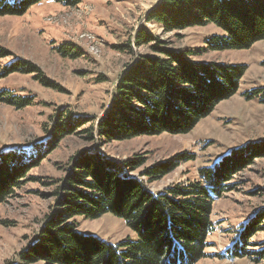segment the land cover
Segmentation results:
<instances>
[{"label": "trees", "instance_id": "1", "mask_svg": "<svg viewBox=\"0 0 264 264\" xmlns=\"http://www.w3.org/2000/svg\"><path fill=\"white\" fill-rule=\"evenodd\" d=\"M40 0H0V16L21 15ZM75 6L81 0H53ZM146 22L157 23L165 33L189 27L213 25L220 32L205 40L212 51L244 50L264 39V0H159L147 12ZM152 41V54L128 63L119 74L109 108L93 125V119L61 113L52 124L45 144L0 150V203L13 195L26 177L64 136L93 132L103 142L125 141L142 135L187 134L220 102L234 96L246 71L245 64L204 61L194 53L166 46L154 35L141 31L137 45ZM62 56H80L79 49L61 44ZM8 53L0 49V57ZM38 73L30 62L13 60L2 67L3 75ZM41 84H53L39 77ZM258 90H253L255 94ZM0 99L16 108L30 104L27 97L5 95ZM248 98L250 97L246 94ZM264 158V141L231 148L212 165L199 168L197 177L173 183L161 191L146 183L161 180L191 153L146 164L145 157L116 162L80 150L70 157L65 173L53 191L54 204L34 239L8 264H195L206 257L207 238L213 232L214 201L230 190L232 178ZM138 170V176L131 172ZM140 177H143V181ZM25 180V181H24ZM105 213L123 220L133 237L117 242L102 240L78 230L76 217L95 219ZM264 231V209L256 210L235 231L227 253L231 257L255 255L252 238ZM252 254V255H251Z\"/></svg>", "mask_w": 264, "mask_h": 264}, {"label": "rangeland", "instance_id": "2", "mask_svg": "<svg viewBox=\"0 0 264 264\" xmlns=\"http://www.w3.org/2000/svg\"><path fill=\"white\" fill-rule=\"evenodd\" d=\"M158 1L81 0L67 7L40 0L21 15L0 16V49L8 53L0 57V93L30 100L28 106L16 108L0 99V150L45 144L52 124L64 112L91 118L95 125L108 110L124 67L140 55L152 54L153 45H164L156 41L137 45L141 31L168 47L194 53L190 56L194 59L246 65L237 93L216 105L187 134L142 135L107 143L95 131L91 140L86 139L85 124L62 137L27 173L26 177L35 179L24 180L0 203V264L16 263L17 253L34 239L54 204L53 191L77 151L119 163L143 156L146 164L192 153L193 159L180 161L161 180L146 183L151 190L161 191L197 177L199 168L212 165L231 148L264 141V39L244 50H209L206 38L220 32L213 25L165 33L159 24L146 22L147 12ZM61 44L79 49L80 56H62L57 50ZM16 59L32 63L38 73L3 75L2 67ZM39 77L53 86L41 84ZM253 90L258 92L252 94ZM131 173L138 176V170ZM230 183L231 189L214 201L208 255L195 264H264V257L255 260L252 254L244 258L226 254L239 226L254 211L264 209V158L254 159ZM76 221L82 233L112 243L133 237L123 220L110 213L95 219L76 217ZM251 242L250 251L262 249L264 254V231L256 233Z\"/></svg>", "mask_w": 264, "mask_h": 264}]
</instances>
